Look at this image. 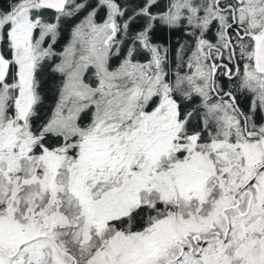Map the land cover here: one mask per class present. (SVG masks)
I'll return each mask as SVG.
<instances>
[{
  "label": "snow or ice",
  "instance_id": "1",
  "mask_svg": "<svg viewBox=\"0 0 264 264\" xmlns=\"http://www.w3.org/2000/svg\"><path fill=\"white\" fill-rule=\"evenodd\" d=\"M0 264H264V0H0Z\"/></svg>",
  "mask_w": 264,
  "mask_h": 264
}]
</instances>
